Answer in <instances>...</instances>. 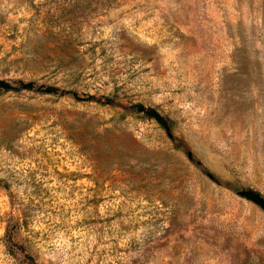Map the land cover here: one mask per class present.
Instances as JSON below:
<instances>
[{
  "label": "rangeland",
  "instance_id": "374dc122",
  "mask_svg": "<svg viewBox=\"0 0 264 264\" xmlns=\"http://www.w3.org/2000/svg\"><path fill=\"white\" fill-rule=\"evenodd\" d=\"M0 79V264H264V0H0Z\"/></svg>",
  "mask_w": 264,
  "mask_h": 264
},
{
  "label": "water",
  "instance_id": "95a60500",
  "mask_svg": "<svg viewBox=\"0 0 264 264\" xmlns=\"http://www.w3.org/2000/svg\"><path fill=\"white\" fill-rule=\"evenodd\" d=\"M17 88L20 89H27V90H33L35 88V84L30 81H21L18 85H15V83L10 82L8 80L0 79V89L9 91V90H15ZM36 91L43 92V93H56L58 89L53 86L48 85H39L36 87ZM74 98L76 100H82L83 98L78 96L77 93H74ZM135 110L139 113H142L150 118H153L156 122H158L165 130L166 134L171 137V132L167 123V120L164 116H162L156 109L152 107H146L143 104H136L133 106ZM188 157L191 158V154L188 153ZM237 194L252 203L259 206L262 210H264V197L258 193L255 190L252 189H241L237 191Z\"/></svg>",
  "mask_w": 264,
  "mask_h": 264
},
{
  "label": "trees",
  "instance_id": "16d2710c",
  "mask_svg": "<svg viewBox=\"0 0 264 264\" xmlns=\"http://www.w3.org/2000/svg\"><path fill=\"white\" fill-rule=\"evenodd\" d=\"M104 143H105V146H106L105 148L107 150H111L112 148H117L116 145H113L112 143H109L108 140H104Z\"/></svg>",
  "mask_w": 264,
  "mask_h": 264
}]
</instances>
